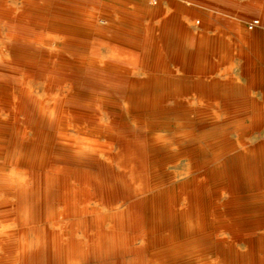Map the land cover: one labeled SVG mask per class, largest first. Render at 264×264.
Segmentation results:
<instances>
[{"label": "bare ground", "instance_id": "bare-ground-1", "mask_svg": "<svg viewBox=\"0 0 264 264\" xmlns=\"http://www.w3.org/2000/svg\"><path fill=\"white\" fill-rule=\"evenodd\" d=\"M86 64L55 101H0V263L264 264V144L229 137L226 101Z\"/></svg>", "mask_w": 264, "mask_h": 264}, {"label": "rangeland", "instance_id": "rangeland-1", "mask_svg": "<svg viewBox=\"0 0 264 264\" xmlns=\"http://www.w3.org/2000/svg\"><path fill=\"white\" fill-rule=\"evenodd\" d=\"M55 1L8 0L5 13L13 24L6 23L0 15V54L14 68L19 83L5 82L8 68L0 69V101H21L22 98L23 101L37 98L55 101L65 83L52 79L65 76L66 83L82 82L88 68L86 59L94 56L109 71L130 72L147 66L173 71L180 78L187 76L183 85L214 87L211 97L201 101H216L221 105L226 101L229 137L234 140L241 135L249 151L256 144H264V54L249 48L250 43L244 45L238 41L247 35L259 37L257 41L264 44V0H217L216 8L222 10L225 2L228 11L212 13L215 25H204V15L191 14V0H157L156 3L141 0L156 13L154 19L145 10H139L134 0L117 1L119 9L113 0L103 3L71 0L70 4ZM98 6L100 9H96ZM254 17L261 23L250 29L248 21ZM94 18L97 25L91 23ZM50 21H55L51 29ZM176 21L187 26L194 36L210 37V48L202 52L190 45L182 48L180 32L183 29L168 24ZM83 84L84 87L91 85ZM6 86L15 95L8 94ZM171 103L168 101L166 105ZM261 164L264 167V159ZM259 215L264 230V210ZM19 241L7 236L0 246L2 249L20 246Z\"/></svg>", "mask_w": 264, "mask_h": 264}, {"label": "crops", "instance_id": "crops-1", "mask_svg": "<svg viewBox=\"0 0 264 264\" xmlns=\"http://www.w3.org/2000/svg\"><path fill=\"white\" fill-rule=\"evenodd\" d=\"M65 4H70L71 0H63ZM117 1L119 0H113V3L115 4V7L119 9L118 5H117ZM126 1V0H123ZM127 1H131V0H127ZM135 2H137V7H139V10H145L146 11V15L147 16H151V18L154 19L155 17V12L151 9H149V7L147 6V4L141 0H134ZM53 3H55V0H52ZM95 2H100L103 3L104 0H96ZM1 6H0V11L2 14L1 17L5 20H7V17H9L6 13H5V9H8V0H0ZM224 7L222 10H218L216 8L217 5V0H191V14L194 15H204L203 20L204 22L202 24L204 25H215L216 22L213 21L214 17L212 16V13H216V12H223L224 14H226V12L228 11V9L226 8V3L223 2ZM102 6V5H100ZM96 7V9H100L99 7ZM22 8H25L26 6H21ZM11 8H15L14 6H12ZM148 10V11H147ZM180 11L177 14V17L180 16ZM199 22V20H198ZM6 23L9 24H13L10 21L7 20ZM169 26L170 25H179L181 26V30L183 29V31H181V35H180V42H181V47H187V46H193V47H197V49H200L199 51L202 52V50L204 49L205 51L207 50V48L209 49L210 46V42H211V38L210 37H205V36H194L189 29L187 28V26H185L184 24H182L181 22H171L168 23ZM55 25V21H50L48 22V26L49 29H51V27H54ZM185 27V28H184ZM198 39V40H197ZM259 39V37L256 38H251L248 37L247 35H242L238 41L242 42L244 45H248V43H250L248 46L251 49H254L255 52L257 53H261L264 54V44L260 43L259 41H257ZM196 41V42H195ZM209 42V43H208ZM248 42V43H247ZM196 57V56H195ZM194 57V58H195ZM147 66H144L142 68H136L133 71L131 70L130 72H128L127 75L128 76H143L145 73H163V74H176L179 75L178 73H175L173 71H163V69L161 70H154V69H149L146 68ZM116 70V69H115ZM163 71V72H162ZM119 72H123V71H119ZM180 77V76H178ZM185 77V76H184ZM184 79V78H181ZM213 90H215L214 87H212L210 94L208 95V97H211ZM225 93V91L223 92ZM207 97V98H208Z\"/></svg>", "mask_w": 264, "mask_h": 264}, {"label": "built area", "instance_id": "built-area-1", "mask_svg": "<svg viewBox=\"0 0 264 264\" xmlns=\"http://www.w3.org/2000/svg\"><path fill=\"white\" fill-rule=\"evenodd\" d=\"M152 2L156 3L157 0H151ZM261 23L258 17H254L248 21V28L252 29Z\"/></svg>", "mask_w": 264, "mask_h": 264}]
</instances>
